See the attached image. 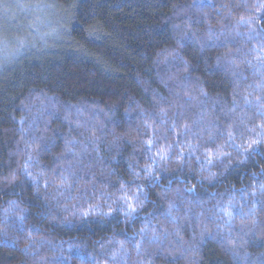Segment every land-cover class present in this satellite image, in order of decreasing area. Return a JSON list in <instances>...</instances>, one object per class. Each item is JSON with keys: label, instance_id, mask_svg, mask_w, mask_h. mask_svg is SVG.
<instances>
[{"label": "clouds", "instance_id": "obj_1", "mask_svg": "<svg viewBox=\"0 0 264 264\" xmlns=\"http://www.w3.org/2000/svg\"><path fill=\"white\" fill-rule=\"evenodd\" d=\"M151 2L135 58L98 21L73 36L75 0L0 4V71L54 41L122 81L103 102L7 95L0 254L14 264H202L209 241L217 264H264V0Z\"/></svg>", "mask_w": 264, "mask_h": 264}, {"label": "trees", "instance_id": "obj_2", "mask_svg": "<svg viewBox=\"0 0 264 264\" xmlns=\"http://www.w3.org/2000/svg\"><path fill=\"white\" fill-rule=\"evenodd\" d=\"M14 3L15 0H6ZM157 5L151 0H75V16L73 21V36L79 38L81 31H85L88 25L100 22L105 25L107 31L105 36H114L120 51L132 58L147 51L151 44L144 35L145 26H154L157 18L153 15ZM107 16L112 24H108ZM3 22L0 17V23ZM103 39V37H99ZM70 43V42H69ZM87 46L96 48L95 41H87ZM50 51H35L26 60L22 61L18 68L0 71V123H4L3 115L13 111L7 102V95L11 94L14 86L47 85L45 91L60 90L62 93L73 92L77 96H90L103 102L110 95L118 94L122 87V81H107L101 79V74L95 73L90 61L79 57L75 52L77 48L69 47L68 44H58L48 41ZM131 63V60L128 61ZM123 73H121V76ZM216 77H213L215 81ZM7 90V91H6ZM55 97H50L55 102ZM16 108L15 112L19 113ZM251 168H257L254 161ZM244 178L242 170H237L229 179L239 185ZM254 179L259 180L260 177ZM16 254L4 251L0 254V264H14L13 257ZM202 264H217L222 259L217 246L209 241L203 250Z\"/></svg>", "mask_w": 264, "mask_h": 264}, {"label": "rangeland", "instance_id": "obj_3", "mask_svg": "<svg viewBox=\"0 0 264 264\" xmlns=\"http://www.w3.org/2000/svg\"><path fill=\"white\" fill-rule=\"evenodd\" d=\"M5 2V0H0V4H3ZM0 17H2V19H3V12L2 11H0Z\"/></svg>", "mask_w": 264, "mask_h": 264}]
</instances>
